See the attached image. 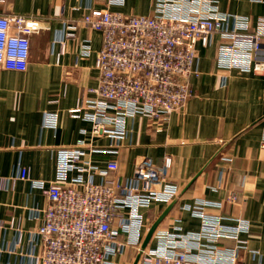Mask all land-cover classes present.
<instances>
[{"label": "crops", "instance_id": "0c3cea01", "mask_svg": "<svg viewBox=\"0 0 264 264\" xmlns=\"http://www.w3.org/2000/svg\"><path fill=\"white\" fill-rule=\"evenodd\" d=\"M158 1L0 0V14L41 22L29 36L26 69L0 67V264L22 263L48 203L37 184L55 182L59 153L80 144L85 154L78 165L85 170H70L64 185L78 174L94 182L125 179L133 175L139 158L161 166L170 156L167 180L177 185L178 195L154 233L198 231L202 219L188 206L218 201L220 207H206L205 212L228 218L223 220L227 225L237 224L236 219L247 225L236 238H223L219 244L238 247L237 264H264V71L221 66L220 47L230 40L214 33L208 45L197 43L191 96L164 118L141 113L126 117V135L117 153L110 151L113 138L93 132L89 120L73 115L79 103L97 98L100 81L95 60L102 34L84 24V15L90 8L152 15ZM207 1L220 12L245 17L248 31L258 33L264 47V0ZM255 57L264 60V48ZM108 113L114 115L113 110ZM116 121L107 127L115 128ZM112 159L115 170L108 169ZM21 169L25 178L19 177ZM230 194L236 195L235 203L228 200ZM172 201L140 208V246ZM154 245L152 236L146 247ZM129 250L132 263L137 250Z\"/></svg>", "mask_w": 264, "mask_h": 264}, {"label": "built area", "instance_id": "2783aa9c", "mask_svg": "<svg viewBox=\"0 0 264 264\" xmlns=\"http://www.w3.org/2000/svg\"><path fill=\"white\" fill-rule=\"evenodd\" d=\"M83 22L102 34L95 60L100 81L97 98L79 103L72 112L89 120L93 132L113 138V153L126 135V117L141 113L164 118L185 104L192 94L196 44L208 45L214 33L231 41L220 47L221 66L264 71V60L255 57L264 48L260 35L248 31L245 17L220 12L207 0H159L152 15L90 8ZM40 27L35 17L0 14V67L25 70L29 36ZM115 121V128L107 127ZM84 154L82 144L62 150L56 181L37 184L48 203L21 264H125L121 258L128 248L140 249V208L154 201L170 202L178 195L177 185L167 180L170 156L161 166L139 158L133 175L125 179L94 182L78 174L64 185L70 170H85L78 165ZM116 168V160H110L108 169ZM19 177L25 178L26 170L21 169ZM228 200L235 203L236 195L230 194ZM220 206L210 200L188 206L201 217L200 229L157 230L155 245L144 248L136 264H237L238 247L225 248L219 242L236 238L247 225L238 219L227 225L223 220L228 218L205 212L206 207ZM19 241L20 233L16 244Z\"/></svg>", "mask_w": 264, "mask_h": 264}, {"label": "water", "instance_id": "95a60500", "mask_svg": "<svg viewBox=\"0 0 264 264\" xmlns=\"http://www.w3.org/2000/svg\"><path fill=\"white\" fill-rule=\"evenodd\" d=\"M176 202V200H173L162 212L161 214L157 217V219L151 224V226L149 227L147 233L145 234V237L141 243L140 249L137 252V255L135 256V259L133 260L132 264H136L141 251L148 245V243L151 240V237L153 236L154 231L156 230V228L158 227L159 223L164 219V217L168 214V212L170 211V209L172 208V206L174 205V203Z\"/></svg>", "mask_w": 264, "mask_h": 264}, {"label": "rangeland", "instance_id": "374dc122", "mask_svg": "<svg viewBox=\"0 0 264 264\" xmlns=\"http://www.w3.org/2000/svg\"><path fill=\"white\" fill-rule=\"evenodd\" d=\"M133 258V252L129 250L122 258L121 261L125 264H131V260Z\"/></svg>", "mask_w": 264, "mask_h": 264}]
</instances>
